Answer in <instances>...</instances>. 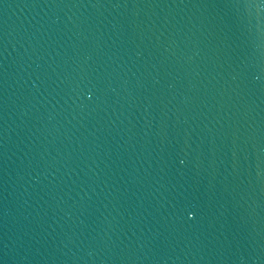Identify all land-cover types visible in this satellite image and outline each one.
I'll return each mask as SVG.
<instances>
[{
    "label": "water",
    "instance_id": "water-1",
    "mask_svg": "<svg viewBox=\"0 0 264 264\" xmlns=\"http://www.w3.org/2000/svg\"><path fill=\"white\" fill-rule=\"evenodd\" d=\"M0 264H264V0H0Z\"/></svg>",
    "mask_w": 264,
    "mask_h": 264
}]
</instances>
